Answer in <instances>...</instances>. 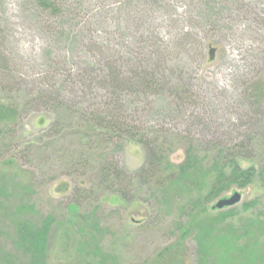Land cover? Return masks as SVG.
I'll return each instance as SVG.
<instances>
[{"label": "rangeland", "instance_id": "1", "mask_svg": "<svg viewBox=\"0 0 264 264\" xmlns=\"http://www.w3.org/2000/svg\"><path fill=\"white\" fill-rule=\"evenodd\" d=\"M54 1L55 13L39 0H0V103L16 109L0 124V262L26 264L12 245L18 213L54 218L46 264H157L172 245L196 264L178 224L206 189L178 195L162 191L167 173L135 178L142 138L174 165L192 146L254 167L250 184L204 205L216 214L210 207L238 191L222 210L264 219V0ZM114 71L132 85L114 89ZM144 77L154 84L136 85ZM111 105L121 119L101 123Z\"/></svg>", "mask_w": 264, "mask_h": 264}, {"label": "trees", "instance_id": "2", "mask_svg": "<svg viewBox=\"0 0 264 264\" xmlns=\"http://www.w3.org/2000/svg\"><path fill=\"white\" fill-rule=\"evenodd\" d=\"M43 9L50 12H57L59 6L54 0H39ZM1 32V28H0ZM89 67L96 68V62L89 63ZM112 68H110V71ZM111 74V72H110ZM111 84L114 89L132 85V81L119 79L114 71ZM152 83L147 77L136 82V85L151 86ZM263 86L255 89V92L261 93ZM102 116L101 123H114L121 119L119 106L108 107L98 110ZM16 109L0 103V124L10 122L15 119ZM102 125V124H100ZM141 143L145 148V159L143 165L135 172L137 178L144 174H165L167 181L162 190H173L178 195L191 194L192 192H201L206 189L204 195H197L191 199L188 208L183 210L187 212V220L184 224H178L180 235L179 241L191 236L196 246V264H264V219L260 216L236 217L231 209L218 210L216 214H207L205 203L222 192L235 185L244 188L250 184L256 175L254 167L243 168L239 166L235 157L216 156L208 160L201 157L192 146H190L184 159L179 164H172L166 156L161 157L155 150L151 142L142 138ZM114 169L117 175V165L109 164V168ZM162 187L163 183H157ZM3 192V184L0 182V194ZM255 205V201L247 202L243 205L248 209ZM26 212H33V206H23ZM211 208V207H210ZM224 209V208H223ZM215 210L217 209H210ZM16 212V211H15ZM202 213V214H201ZM92 219L88 216L87 220L80 221L82 227ZM10 222L13 226L12 245L18 255L26 259V264H46L48 240L55 220L52 216H43L39 219H27L22 214H12ZM94 226V224H93ZM97 230V227H92ZM85 233L86 239L93 244V252L96 256L100 255L96 244L90 234ZM180 243V242H179ZM95 244V246H94ZM175 246L165 248L157 257V264H183L180 261L181 254ZM180 261V262H179ZM0 264H4L0 262ZM8 264H10L8 262Z\"/></svg>", "mask_w": 264, "mask_h": 264}, {"label": "water", "instance_id": "3", "mask_svg": "<svg viewBox=\"0 0 264 264\" xmlns=\"http://www.w3.org/2000/svg\"><path fill=\"white\" fill-rule=\"evenodd\" d=\"M214 52L215 48L214 47H209L208 49V59L212 60L214 58ZM241 200V194L238 191H233L232 194L226 197H221L219 198L212 206V209H223L226 207H231L235 204H237Z\"/></svg>", "mask_w": 264, "mask_h": 264}]
</instances>
